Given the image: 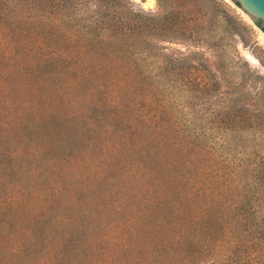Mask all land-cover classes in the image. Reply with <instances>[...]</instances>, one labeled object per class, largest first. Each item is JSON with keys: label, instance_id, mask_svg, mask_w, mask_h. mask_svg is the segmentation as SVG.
Returning a JSON list of instances; mask_svg holds the SVG:
<instances>
[{"label": "rangeland", "instance_id": "1", "mask_svg": "<svg viewBox=\"0 0 264 264\" xmlns=\"http://www.w3.org/2000/svg\"><path fill=\"white\" fill-rule=\"evenodd\" d=\"M96 1L101 8L97 16L105 14L102 7L108 0H87V15L97 9ZM113 1L124 13L140 9L158 12L156 0ZM217 1L226 12L203 5L194 30L196 41L151 40L148 49L155 57L138 59L147 76L144 83L153 90L152 101L157 104L151 110L164 115L170 137L182 140L179 147L160 130L153 138L152 130L145 131L142 124L136 126L133 136L121 135L123 124L139 114L132 100L123 99L121 115L125 120L112 126L115 113L111 114L110 100L93 97L87 87L68 96L61 83L46 77V70L29 72L30 67L19 60L0 29V264H32L43 253L47 261L54 256H73L72 248H61L63 236L69 233L79 240V256H87L83 246L86 236L93 243L105 237L118 217L121 198L130 196L132 188L167 201L175 198L172 185L182 186L194 179L209 187L204 192H208L211 207L198 216L200 256L191 264H264V142L236 136L220 145L222 140L214 138L207 122L226 110L234 91L239 106L264 96V33L239 6L230 0ZM112 10L114 7L108 13L114 14ZM31 15L35 22L37 15ZM259 22L264 27V22ZM31 33L26 48H44L33 41V30ZM27 60L29 65L33 63ZM40 80L43 83L38 84ZM139 99L135 102L141 106ZM45 109L52 113L46 114ZM47 131L52 133V142L56 143L58 136L56 144L60 151H69L65 153L70 159L62 162L63 154L54 151L50 158H58V163L36 174L34 153L39 144L49 145L44 140ZM68 133L79 138L66 140L72 136ZM200 134L198 144L192 143ZM199 148L202 152L192 165L190 159L194 158L189 153L196 154ZM209 156L211 160L206 161ZM199 161L210 167L196 171ZM23 165L31 166V171L24 172ZM171 176L176 179L168 185ZM116 180L123 183L124 193L114 194ZM50 183L58 192L54 203L45 207L43 203L51 197L45 190L52 189ZM164 189L170 195L164 194ZM14 192L15 205L8 207L5 200ZM146 203L144 199L141 205ZM206 225L210 227L209 248L204 245ZM150 228L142 231L148 244ZM46 240L47 246L42 244ZM105 254L146 256L136 251L118 254L110 241L91 256Z\"/></svg>", "mask_w": 264, "mask_h": 264}, {"label": "trees", "instance_id": "2", "mask_svg": "<svg viewBox=\"0 0 264 264\" xmlns=\"http://www.w3.org/2000/svg\"><path fill=\"white\" fill-rule=\"evenodd\" d=\"M86 1L0 0V29L4 31V36L13 50L20 55L19 60L22 59L26 67H30L29 72L35 69H43V72L46 70V77H49L53 83H61L60 87L64 88L68 96L72 95L77 88L87 87V92L93 97L99 96L104 101L110 100L111 114L115 113L110 122L112 126L116 122L123 124L125 120L121 115L124 114L123 99L132 100L134 106L139 108V114L131 116L129 122L123 124L124 130L121 135L133 136L136 126L142 124L145 131L152 130L153 138L159 130L166 133L165 139L170 137L169 122L164 121L163 114L151 110L153 105L157 108V104L152 101L153 90L147 89L148 85L144 83L147 76L144 70L141 71L140 64H137L138 59L155 57V54L148 49L151 40L171 42L192 39L196 41L195 37H198V34H194V30L197 28L195 26L199 22L202 6L225 11L223 4L217 0H156L158 12L150 14L141 9L124 13L117 9L113 0H108L102 7L105 14L97 16L101 10L100 2L96 1L94 4L96 11L87 15ZM112 7L115 9L112 10L114 14L108 13ZM31 14L37 15L35 22ZM256 25L264 33L261 23L256 22ZM32 30L33 41L45 45L44 48H26V42L31 40ZM138 54L143 57L140 55L138 57ZM27 58L32 59L33 63L29 65ZM32 65H35L34 68H31ZM29 76L32 77L33 74L29 73ZM41 83L43 80L38 82V84ZM203 88L206 89L207 86L204 84ZM52 90L60 93L57 87H52ZM236 95L235 91L231 93L224 112L216 113L208 118L207 122L214 138L222 140L220 145L227 144L229 137L236 136L240 139L241 136H248L255 143L264 142V96L260 100L256 98L253 104L239 106L236 104L239 101ZM138 98L142 103L141 106L135 102ZM132 102L129 101L128 105L131 106ZM51 106L53 107V104H50L49 110H52ZM49 110L45 109L46 114L52 113V111L49 113ZM68 134L72 136L67 137L66 140L79 138L78 134ZM179 134L180 132H176V135ZM46 135L44 140H48L49 145L39 144L34 153L35 160L37 159L38 162L36 174L44 168H51L52 163H58V158H50L54 151L63 154L60 157L62 162L70 159V156L65 153L69 151H60L56 144L58 136H55V143L52 142L51 132L47 131ZM199 136L201 134L194 137L192 143L198 144ZM170 139H173L175 146H181L182 140L178 142L175 135H172ZM187 147L191 148L188 144ZM206 147L210 148V143ZM201 152L199 148L196 154L193 152L189 154L194 158ZM210 160V156L207 157L206 161ZM195 162L196 158L190 159V164L193 165ZM208 167L210 165L201 164L199 161L194 168L200 171ZM22 168L24 172L31 171V166L23 165ZM175 179L171 176L167 181L168 185ZM116 181L114 194L124 193L126 189L122 186L123 183ZM46 183L49 185V182ZM155 186L157 185L154 184ZM261 186L264 187V181L261 182ZM50 187H52L51 191L45 189L46 192H51L48 202L43 203L45 207L53 204V199L57 196L58 191L53 190L55 187L51 183ZM206 188L209 189L206 184L201 185L198 179L186 181L182 186L172 185L171 189L175 198L167 201L164 197L152 198L150 195L148 197L138 188H132L130 196L122 197L120 200V208L125 211L118 208L120 209L116 212L118 217L107 229L105 237H102L99 243H93L88 242V235L86 236L83 246L87 256H79V240H73L71 238L73 233H69L63 236L61 248L64 245L72 248L73 256H54L52 260L47 261L43 253L39 261L35 260L32 264H185L188 260L187 264H191L195 256H200L198 216L201 211H207L211 207L208 192L207 194L204 192L207 191ZM201 189H204L203 192H200ZM19 190L24 191L22 187ZM163 191L164 194L170 195L169 191L165 189ZM16 195L15 192L10 193L8 196L10 198L5 200L8 204L6 206L15 205ZM144 199L147 203L141 205ZM125 203L128 205L126 206ZM122 211H124L123 214H121ZM167 213L168 217H166ZM206 226L208 231H206L207 238L204 245L209 248L210 227ZM148 227H151L148 236L151 244H148L142 236V231ZM107 241L114 244L118 254H127L128 251L133 254L136 251L146 256H138V254L136 256L110 254L91 256L93 251ZM42 244L47 246L49 243L46 240ZM41 258L43 260H40Z\"/></svg>", "mask_w": 264, "mask_h": 264}, {"label": "water", "instance_id": "3", "mask_svg": "<svg viewBox=\"0 0 264 264\" xmlns=\"http://www.w3.org/2000/svg\"><path fill=\"white\" fill-rule=\"evenodd\" d=\"M256 24L259 20L264 22V0H230Z\"/></svg>", "mask_w": 264, "mask_h": 264}, {"label": "snow or ice", "instance_id": "4", "mask_svg": "<svg viewBox=\"0 0 264 264\" xmlns=\"http://www.w3.org/2000/svg\"><path fill=\"white\" fill-rule=\"evenodd\" d=\"M137 3H139V0H136Z\"/></svg>", "mask_w": 264, "mask_h": 264}]
</instances>
